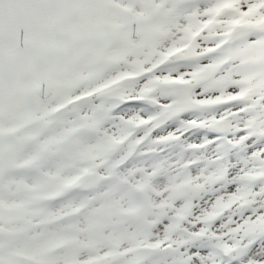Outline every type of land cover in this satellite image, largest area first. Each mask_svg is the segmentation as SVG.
<instances>
[{"label":"snow or ice","instance_id":"6c2138e0","mask_svg":"<svg viewBox=\"0 0 264 264\" xmlns=\"http://www.w3.org/2000/svg\"><path fill=\"white\" fill-rule=\"evenodd\" d=\"M0 264H264V0H0Z\"/></svg>","mask_w":264,"mask_h":264}]
</instances>
